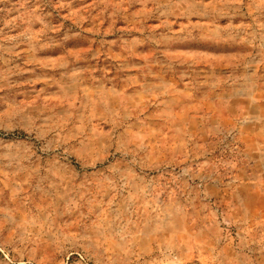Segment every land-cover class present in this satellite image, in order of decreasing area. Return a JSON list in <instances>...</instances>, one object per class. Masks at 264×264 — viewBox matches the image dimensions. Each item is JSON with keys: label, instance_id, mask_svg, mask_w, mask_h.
Here are the masks:
<instances>
[{"label": "rangeland", "instance_id": "rangeland-1", "mask_svg": "<svg viewBox=\"0 0 264 264\" xmlns=\"http://www.w3.org/2000/svg\"><path fill=\"white\" fill-rule=\"evenodd\" d=\"M0 264H264V0H0Z\"/></svg>", "mask_w": 264, "mask_h": 264}]
</instances>
